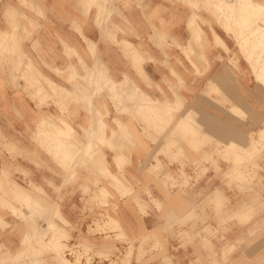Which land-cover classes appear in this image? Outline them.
<instances>
[{
    "label": "crops",
    "instance_id": "obj_1",
    "mask_svg": "<svg viewBox=\"0 0 264 264\" xmlns=\"http://www.w3.org/2000/svg\"><path fill=\"white\" fill-rule=\"evenodd\" d=\"M190 1L0 0V264H64L43 242L47 226L65 222L70 234L87 237L102 213L87 200L86 189L107 191L109 215L131 240L160 232L168 219L181 220L194 206L205 211L203 223L210 220L211 172L196 180V168L184 167L192 179L173 188L180 195L162 181L169 173L177 179L180 161L208 157L215 142L246 144L247 132L260 127L264 84L239 51L236 69L228 67V52L236 48L233 33L198 11L200 0ZM214 33L222 50L214 45ZM214 87L228 103L210 97ZM197 234L205 235L203 229ZM36 239L40 245L32 243Z\"/></svg>",
    "mask_w": 264,
    "mask_h": 264
},
{
    "label": "rangeland",
    "instance_id": "obj_2",
    "mask_svg": "<svg viewBox=\"0 0 264 264\" xmlns=\"http://www.w3.org/2000/svg\"><path fill=\"white\" fill-rule=\"evenodd\" d=\"M206 1V4H208V0H201L200 5L195 6V8L198 11L204 9L214 19L215 23L222 26L223 21L207 7ZM199 16L198 20L206 24L207 22ZM253 22L251 21L247 25L251 23L253 25ZM255 22L261 24L259 20ZM245 25L243 24L241 29L244 34L247 33V30L244 29ZM240 26L242 27V25ZM250 26L249 28H251ZM235 29L240 32L239 28ZM230 32L233 33L232 37L236 48L230 49L228 55L231 53V56H228L226 60H228V67L232 70L236 69L238 64L239 52L245 60L246 58L241 51L240 39H237L239 32L233 30ZM243 33L238 38L241 37L242 39L243 36L245 38ZM214 39L215 47L222 50V42L216 38ZM225 52L227 53L226 50ZM247 64L251 69L246 60ZM209 94L210 97L213 96L216 99V103H228V98L220 93L216 87L211 88ZM241 118L246 120V115H241ZM196 135H193V139ZM208 145L212 146V142H208ZM231 150L232 148L215 142L214 148L208 157H200L192 162L180 161L179 164L182 169L177 179H173L172 173H169L162 181L165 188L179 194L181 190L178 191V189L187 187L190 184V179H192L184 170V167L192 165L193 168H196V180L200 179L206 172H211V178L214 182L213 191H218L222 195L223 203L218 206L214 194L208 197V200L206 199L208 202L206 205L212 213V217L206 223H203L206 219L205 211L200 208L199 212L194 209L196 207L194 206L184 215L183 219L179 220L174 217L171 218L173 220L168 219L167 225L160 228V232L154 231L145 239L131 240L127 236L121 237L117 229L105 225L110 216L109 195L96 196L98 190V187H96V189H86L84 192V194L91 193L87 200L102 213V216L92 223V227H88V236L79 238L76 236L79 231L75 235L70 234L63 226L67 225L65 222L58 223L59 225L54 223V226L48 227V234L45 235L47 240L45 239L43 242L48 241L49 245L50 235L53 232L58 233L57 230L61 231L59 249L55 250L53 248L54 250L51 251L57 256L59 255L64 264H165V262L167 264H202L205 261H215L219 264H236L240 260L251 262L264 252V236L260 233V225L264 222V215H262L260 209L261 176L264 175V159L261 158V153L253 155L252 161H246L245 158L242 160L243 157H241V161L236 168L239 174H235L233 172L235 163ZM156 170L158 171V168ZM175 186L179 188L173 189ZM97 192L99 193V190ZM242 210L243 215L236 214V212ZM199 229H203L204 236L198 237L197 231ZM97 232L102 236L90 237V235ZM96 240L101 243H96ZM32 243L40 245L37 239L33 240ZM181 250L185 252L181 253Z\"/></svg>",
    "mask_w": 264,
    "mask_h": 264
},
{
    "label": "bare ground",
    "instance_id": "obj_3",
    "mask_svg": "<svg viewBox=\"0 0 264 264\" xmlns=\"http://www.w3.org/2000/svg\"><path fill=\"white\" fill-rule=\"evenodd\" d=\"M81 1V0H80ZM85 1V0H84ZM91 1V0H90ZM192 1V0H191ZM190 1V2H191ZM201 1V0H200ZM185 2V1H184ZM23 3V2H22ZM24 3H25V1H24ZM84 3V2H83ZM186 3V2H185ZM196 3V2H195ZM207 3V2H206ZM224 3H231V4H233V5H235L236 7H234V8H222V7H220V5L221 4H224ZM244 3V0H208V8H210L211 9V11H213L214 12V15L216 16V17H218V18H221V20L223 21V23H225L226 25V31L227 32H229V31H231V30H233V31H237V32H239L237 29H235V28H240V25H242L243 26V24H246L245 26L246 27H244V29L245 28H248V29H246L247 30V33L245 34V38L243 37L242 39H241V37L240 38H238L242 33H243V30L241 31L240 29V32L238 33V37H237V39H240L239 40V44H240V47H241V51L243 52V55L245 56V58H246V60L248 61V63H249V65L251 66V69H252V71H253V74H254V76H255V78L259 81V82H261V83H263L264 84V22H261V25H256L255 27H254V25H255V21L253 22L254 24L252 25V23L251 24H249V25H251L250 27L251 28H249V25H247L248 23H250L251 21H250V19H249V10H247L246 8H244V7H242L241 5ZM104 5V4H103ZM199 5V4H198ZM203 5V4H202ZM83 6V5H82ZM200 7V6H199ZM202 7V6H201ZM103 9H105L104 7H103ZM106 10V9H105ZM207 10V9H206ZM86 11V10H85ZM14 12V11H13ZM193 12V11H192ZM10 14V13H9ZM106 14H108V12H106ZM110 14V13H109ZM12 15V14H11ZM103 16H104V14H103ZM105 16H108V15H105ZM198 16V15H197ZM196 16V17H197ZM95 18H96V16H95ZM103 18V17H102ZM98 19V18H97ZM94 20V19H93ZM127 20V19H126ZM161 20V19H160ZM220 22V21H219ZM241 23H243V24H241ZM18 24V23H17ZM240 24V25H239ZM16 25V24H15ZM196 25V24H195ZM18 27L20 28V26L18 25ZM17 27V28H18ZM13 28V27H12ZM20 30V29H19ZM18 30V31H19ZM13 31H14V28H13ZM17 31V30H16ZM26 31V30H25ZM22 32V31H21ZM28 32V31H27ZM157 33H159V32H157ZM161 33V32H160ZM159 33V34H160ZM23 34V33H22ZM199 34V33H198ZM244 34V33H243ZM1 35V34H0ZM4 35V34H3ZM17 35V34H16ZM161 35V34H160ZM18 37V36H17ZM16 37V38H17ZM196 37V36H195ZM214 37L217 39V40H219V41H221V39L217 36V34L216 33H214ZM14 39V38H13ZM24 39V38H23ZM199 39H200V37H199ZM205 40V39H204ZM200 41H202V39H200ZM199 41V42H200ZM1 42V41H0ZM222 42V41H221ZM201 43V42H200ZM203 43H204V41H203ZM198 44V43H197ZM196 44V45H197ZM205 44V43H204ZM188 45H189V43H188ZM199 45V44H198ZM201 45H203V44H201ZM5 46V45H4ZM92 47V46H91ZM201 47V46H200ZM5 48V47H4ZM191 49V48H190ZM200 49V48H199ZM202 49V48H201ZM73 50V49H72ZM91 50V49H90ZM192 50V49H191ZM225 50H227V48L225 47ZM93 51V50H92ZM194 51V50H193ZM94 55V54H93ZM188 55V54H187ZM77 56V55H76ZM91 56V55H90ZM190 56V55H189ZM10 57V56H9ZM78 57V56H77ZM95 57V56H94ZM19 58V57H18ZM20 58H21V56H20ZM170 58V57H169ZM5 59V58H4ZM97 59V58H96ZM13 60V59H12ZM77 60H78V58H77ZM0 61H2V60H0ZM4 61V60H3ZM15 61V60H14ZM13 61V62H14ZM18 61V60H17ZM99 61V60H98ZM9 62V61H8ZM12 62V63H13ZM191 62V61H190ZM4 63V62H3ZM21 63V62H20ZM22 63H24V62H22ZM101 63V62H100ZM6 64V63H5ZM19 64V63H18ZM26 64V63H25ZM24 64V65H25ZM102 64V63H101ZM99 65V64H98ZM194 65V64H193ZM1 66V65H0ZM15 67V66H14ZM195 67V66H194ZM2 68V67H1ZM184 68V67H183ZM22 69V68H21ZM72 69V68H71ZM88 69V68H87ZM94 69V68H93ZM101 69V68H100ZM106 69V68H105ZM2 70V69H1ZM31 70V69H30ZM69 70V69H68ZM97 70H98V68H97ZM198 70V69H197ZM11 71H13V70H11ZM23 71V70H22ZM96 71V70H95ZM106 71H108V69H106ZM199 71V70H198ZM24 72V71H23ZM67 72H69V71H67ZM74 72V71H73ZM84 72V71H83ZM101 72V71H100ZM100 72H99V74H100ZM98 73V72H97ZM29 74V73H28ZM59 74V73H58ZM68 74V73H67ZM19 75V74H18ZM25 75V74H24ZM32 75V74H31ZM72 75V74H71ZM76 75V74H75ZM97 75V74H96ZM102 75V74H101ZM13 76V75H12ZM93 76V75H92ZM103 76H104V74H103ZM5 77V76H4ZM29 77V76H28ZM27 77V78H28ZM79 77V76H78ZM97 77V76H96ZM96 77H95V79H96ZM99 77V76H98ZM97 77V78H98ZM102 77V76H101ZM101 77H100V80H101ZM106 77V76H105ZM179 77V76H178ZM35 78V77H34ZM84 78H86V76L84 77ZM94 78V77H93ZM104 78V77H103ZM25 79V78H24ZM28 80L30 81V79L28 78ZM27 80V81H28ZM35 80V79H34ZM74 80V79H73ZM103 80V79H102ZM104 80H106V79H104ZM36 81V80H35ZM75 81H76V79H75ZM92 81V80H91ZM97 81V83L99 82L98 80H96ZM106 81H110V79L109 80H106ZM182 81V80H181ZM93 82V81H92ZM114 82V81H113ZM34 83H36V82H33V84ZM41 83V82H40ZM79 83V82H78ZM77 83V84H78ZM101 83L103 84V82L101 81ZM104 83H106V82H104ZM184 83V82H183ZM37 85H39L38 83H36ZM109 85H110V87L111 86H114L113 84H112V82L110 81L109 83H108ZM135 84V83H134ZM212 84V83H211ZM14 85H16V84H14ZM14 85H13V87H14ZM51 85V84H50ZM72 85V84H71ZM34 86H36V85H34ZM40 86V85H39ZM73 86V85H72ZM97 86H100V83L97 85ZM102 87L104 86V84L103 85H101ZM130 86L132 87V89H135V86L133 85V84H130ZM27 87V86H26ZM37 87V86H36ZM47 87V86H46ZM52 87V86H51ZM56 88H58L57 86H55ZM171 87V86H170ZM44 88V87H43ZM74 88V87H73ZM92 88H94L93 86H92ZM100 88V87H99ZM106 88V87H105ZM31 89V88H30ZM39 89H41V88H39ZM76 89V88H75ZM102 89V88H101ZM104 89V88H103ZM112 89V88H111ZM111 89H109V91H111ZM116 89H117V87H116ZM139 89V88H138ZM176 89V88H175ZM27 90V89H26ZM99 90V89H98ZM43 91V90H42ZM64 91V90H63ZM75 91V90H74ZM79 91V90H78ZM77 91V92H78ZM85 91V90H84ZM87 91H89V90H87ZM114 91H115V89H114ZM114 91H111V93L112 92H114ZM118 91V90H117ZM43 92H45V91H43ZM55 92H58V91H55ZM60 92V91H59ZM76 92V93H77ZM98 92V91H97ZM127 92V91H126ZM129 92V91H128ZM175 92L176 93H174L175 95H178L177 94V91L175 90ZM31 93V92H30ZM38 93H40V92H38ZM79 93V92H78ZM142 93V92H141ZM32 94V93H31ZM48 94V93H47ZM55 94V93H54ZM61 94V93H60ZM59 94V95H60ZM93 94V93H92ZM145 94V93H144ZM45 95H46V93H45ZM49 95V94H48ZM66 94H64V96H65ZM79 95V94H78ZM34 96V95H33ZM39 96V95H38ZM50 96V95H49ZM56 96V95H55ZM61 96V95H60ZM59 96V97H60ZM62 96H63V94H62ZM92 96V95H91ZM90 96V97H91ZM95 96H97L96 94H95ZM113 96V95H112ZM120 96V95H119ZM179 96V95H178ZM226 96V95H225ZM40 97H42V95L40 96ZM57 97V96H56ZM66 97V96H65ZM68 97L69 96H67V98L66 99H68ZM83 97H86V96H83ZM180 97V96H179ZM182 97V96H181ZM180 97V98H181ZM64 98V97H63ZM99 98V97H98ZM111 98H114L115 99V97H111ZM227 98V97H226ZM41 99V98H40ZM49 99V98H48ZM88 99V98H87ZM137 99V98H136ZM150 99V98H149ZM177 99V98H176ZM60 100V99H59ZM146 100H147V98H146ZM183 100V99H182ZM84 101H85V99H84ZM153 101V100H152ZM181 101V100H180ZM63 102H65V101H63ZM68 102H69V100H68ZM88 102V101H87ZM113 102V101H112ZM126 102V101H125ZM75 103V102H74ZM176 103V102H175ZM87 104L88 103H86V106L85 107H87ZM125 104H127V102L125 103ZM133 103H131V105H132ZM130 105V104H129ZM173 105V104H172ZM61 106V105H60ZM141 106H143V104L141 105ZM160 106V105H159ZM84 107V108H85ZM122 107V106H121ZM166 107H169L170 108V105H168V103L166 102ZM173 107H176V106H173ZM92 108V107H91ZM145 108V107H144ZM216 108V107H215ZM94 110H95V108H93ZM104 109H105V107H104ZM130 109V108H129ZM141 109V108H140ZM146 109V108H145ZM106 110V109H105ZM117 110V109H116ZM151 110V109H150ZM165 110V109H164ZM91 111H93V110H91ZM159 111H160V109H159ZM167 111V110H166ZM225 111V110H224ZM168 112V111H167ZM162 113V112H161ZM126 114H128V113H126ZM144 115V114H143ZM164 115V114H163ZM159 116V115H158ZM188 114L185 116V118H184V115H183V120H187L188 119ZM95 117V116H94ZM109 117V116H108ZM168 117H170V116H168ZM182 118V117H181ZM199 118V117H198ZM247 118H249V116L247 117ZM94 120V119H93ZM147 120V119H146ZM165 120V119H164ZM199 120H200V118H199ZM96 121L97 122H100V121H98L97 119H96ZM157 121H159V120H157ZM168 121H170V119L168 120ZM180 121H181V119H180ZM40 122H42V121H40ZM39 122V123H40ZM49 122V121H48ZM150 122V121H149ZM38 123V124H39ZM91 123V122H90ZM94 123V122H93ZM92 123V124H93ZM120 123V122H119ZM182 123V122H181ZM37 124V126H39ZM61 124V123H60ZM97 124V123H96ZM158 124H159V122H158ZM120 125H121V123H120ZM119 125V126H120ZM161 125V124H160ZM90 126V125H89ZM97 126V125H96ZM123 126V125H122ZM158 126V125H157ZM54 127H55V125H54ZM98 127V126H97ZM124 127V126H123ZM153 127V126H152ZM175 127H177V126H175ZM64 128V127H63ZM66 128V127H65ZM69 128V127H68ZM68 128H66V130H68ZM89 128V127H88ZM92 128V127H91ZM95 128V127H94ZM94 128H92L93 130H94ZM121 128V127H120ZM140 128V127H139ZM143 128V127H142ZM159 128H160V126H159ZM178 128V127H177ZM44 129V128H43ZM57 129V128H56ZM70 129V128H69ZM91 129V130H92ZM99 129V128H98ZM123 129V128H122ZM145 129V128H144ZM175 129V128H174ZM173 129V130H174ZM46 130V129H45ZM55 130V129H54ZM92 130V131H93ZM95 130H97L96 128H95ZM104 130V129H103ZM124 130V129H123ZM122 130V131H123ZM161 130V129H160ZM176 130V129H175ZM179 130H180V126H179ZM48 131H49V129H48ZM83 131V130H82ZM88 131H89V129H88ZM119 131V130H118ZM121 131V130H120ZM43 132V131H42ZM50 132V131H49ZM54 132V131H53ZM86 132V131H85ZM90 132V131H89ZM99 132V131H98ZM103 132V131H102ZM125 132V131H124ZM144 132V131H143ZM113 133V132H112ZM164 133V132H163ZM62 134H63V132H62ZM90 134V133H89ZM92 134V133H91ZM94 134V133H93ZM171 134H172V132H171ZM176 134V133H175ZM35 135V134H34ZM48 135V134H47ZM73 135V134H72ZM125 135H127V133H125ZM67 136V135H66ZM92 136V135H91ZM112 136V135H111ZM113 136H114V134H113ZM112 136V137H113ZM246 136H247V140H248V142L246 143V144H243V145H240V144H236V143H226V146L225 147H230V148H232V150H231V154L233 155V161H234V163H235V167H234V169H233V172L235 173V174H239V171H237L236 170V168H237V165L240 163V161H241V157H243V159L242 160H244V158L246 159V161L247 160H250V161H252V157H253V155L255 156V155H259L260 153H261V150L262 149H264V120H262L261 119V122H260V127L257 129V130H255V131H249V132H247V134H246ZM65 136H63V138L62 139H65L64 138ZM87 138H88V136H86ZM89 137H90V135H89ZM96 137V136H95ZM115 137V136H114ZM113 137V138H114ZM123 137V136H122ZM173 137V136H172ZM184 137V136H183ZM49 138V137H48ZM86 138V139H87ZM102 138V137H101ZM119 138L120 137H118V141H120L119 140ZM129 138V137H128ZM171 138V137H170ZM174 138V137H173ZM38 139V138H37ZM45 139V138H44ZM57 139V138H56ZM60 139V138H59ZM96 139V138H95ZM121 139V138H120ZM172 139V138H171ZM176 139V138H175ZM174 139V140H175ZM46 140H47V138H46ZM85 140V139H84ZM116 140V141H117ZM166 140V139H165ZM61 141H63V140H61ZM66 141V140H65ZM86 141V140H85ZM111 141V140H110ZM129 141H130V139H129ZM69 142V141H68ZM74 142H76V141H73V144H74ZM114 142V141H113ZM122 142V141H121ZM121 142H120V144H121ZM131 142V141H130ZM172 142H173V140H172ZM175 142V141H174ZM49 144H50V142H48ZM56 143V142H55ZM60 143V142H59ZM89 143V142H88ZM106 143H108V142H106ZM116 144H117V142H115ZM123 143V142H122ZM132 143V142H131ZM177 143V142H176ZM38 144V143H37ZM64 144H65V142H64ZM71 144V143H70ZM75 144H77V143H75ZM104 144V143H103ZM110 144H111V142H110ZM127 144V143H126ZM170 144V143H169ZM173 144V143H172ZM176 145V144H175ZM42 146V145H41ZM52 146V145H51ZM79 146V145H78ZM77 146V150H78V147ZM86 146H88V145H86ZM109 144L108 145H106V147H108L109 148ZM117 146H118V144H117ZM120 146H122V145H120ZM123 146H125V145H123ZM169 146V145H168ZM76 147V146H75ZM93 147V146H92ZM92 147H90V148H92ZM111 147V146H110ZM114 147H115V145H114ZM60 148V147H59ZM65 148V147H64ZM67 148H69V147H67ZM89 148V149H90ZM116 148V147H115ZM176 148H178V143H177V146H176ZM196 148V147H195ZM44 149V148H43ZM62 149V148H61ZM66 149V148H65ZM122 148H120V150H121ZM81 150V149H80ZM84 150H85V153H86V149L84 148ZM91 150V149H90ZM116 150V149H115ZM114 150V151H115ZM45 151V150H44ZM49 151H50V149H49ZM68 151V150H67ZM95 151V150H94ZM94 151H93V153H94ZM113 151V152H114ZM123 151V150H122ZM52 152H53V149H52ZM56 152H58V151H56ZM95 152H97V151H95ZM48 153V152H47ZM54 154H55V150H54V152H53ZM84 153V152H83ZM83 153H81V154H83ZM90 153V152H89ZM101 153V152H100ZM99 153V154H100ZM115 153V152H114ZM178 154H179V152H177ZM58 154V153H57ZM77 154V153H76ZM180 154L181 155H184V154H182L181 152H180ZM64 155V154H63ZM94 156H96V158H98L97 157V155H94ZM101 156V155H100ZM118 156H120V155H118ZM88 157V156H87ZM93 157V156H92ZM116 157H117V155H116ZM122 157V156H121ZM61 157H59V159H60ZM64 158V157H63ZM95 158V157H94ZM95 158V159H96ZM100 158V157H99ZM101 158H103V157H101ZM100 158V159H101ZM93 159V158H92ZM92 159H90V162H92L91 160ZM99 159V160H100ZM124 159H125V162H127L126 161V158L124 157ZM123 159V160H124ZM55 160V159H54ZM85 160V159H84ZM120 160V159H119ZM78 161V160H77ZM96 160H94V162H95ZM102 161V160H101ZM69 162H71V161H69ZM76 162V161H75ZM74 162V163H75ZM90 162H88V163H90ZM103 162H105V161H103ZM103 162H100L99 161V163H98V161H97V163L98 164H100V163H103ZM249 162V161H248ZM62 163V162H61ZM77 163V162H76ZM84 162L82 161V164H83ZM254 163H256L255 161H254ZM35 164V163H34ZM104 164V163H103ZM102 164V165H103ZM106 164V163H105ZM84 165V164H83ZM90 165L92 166V164L90 163ZM89 165V166H90ZM94 165H95V163H94ZM97 165V164H96ZM95 165V166H96ZM126 165V164H125ZM37 166V165H36ZM71 166V165H70ZM101 166V165H100ZM121 166V165H120ZM69 167V166H68ZM68 167H66L65 169H67ZM93 167V166H92ZM96 167H98V166H96ZM100 168H102V167H100ZM103 169V168H102ZM93 171L95 170L94 168L92 169ZM98 170H99V168H98ZM101 170V169H100ZM106 170V169H105ZM122 170V169H121ZM65 171V170H64ZM109 171V170H108ZM65 172H67V170L65 171ZM95 172V171H94ZM104 172V171H103ZM152 172V171H151ZM233 172H232V174H233ZM95 173H97V172H95ZM8 174V173H7ZM98 174H101V173H98ZM97 175V174H96ZM149 175V174H148ZM70 176V175H69ZM237 176H239V175H237ZM252 176V175H251ZM64 177H65V175H64ZM68 177V176H67ZM66 177V178H67ZM243 177V176H242ZM69 179V178H68ZM113 180H114V182H115V184H116V187H117V189H123V184H122V182H121V180H119V179H117L116 177L114 178H112ZM68 181V180H67ZM61 182H62V180H61ZM139 183V182H138ZM51 186V185H50ZM60 186V185H59ZM2 187V186H1ZM3 188V187H2ZM1 188V189H2ZM85 188V187H84ZM132 188V187H131ZM57 190V189H56ZM3 192H5L4 191V188H3V190H2ZM6 193V192H5ZM4 193V194H5ZM105 194H107V191L105 190V189H103V187H101L100 188V190H99V193L97 194V196H105ZM109 195V194H108ZM214 199H215V201H217L218 200V198H219V196L221 195L218 191H215L214 192ZM7 196V195H6ZM16 196H18L17 194H16ZM28 197V196H27ZM26 197V198H27ZM22 198V197H21ZM31 199V198H30ZM29 199V200H30ZM105 199V198H104ZM27 201H28V199H27ZM105 202V201H104ZM6 203V202H5ZM37 204H38V202H37ZM10 205V204H9ZM33 207V206H32ZM43 207V206H42ZM50 207V206H49ZM48 207V208H49ZM169 212H171V211H169ZM39 213V212H38ZM173 213V212H172ZM172 213H170V214H172ZM23 214V213H22ZM28 214V213H27ZM147 214V213H146ZM236 214L237 215H243L244 214V212H243V210L242 211H240V212H236ZM24 215V214H23ZM26 215V214H25ZM34 215V214H33ZM106 216H108V215H106ZM171 216V215H170ZM175 217V216H174ZM171 220H173V219H171ZM186 221V220H185ZM97 224V223H96ZM105 225L106 226H110L111 228H113V229H117L118 230V232H119V235L121 236V237H125L126 236V234L124 233V231L121 229V227H119L120 225L119 224H117V222L111 217V216H109V218H108V221H106L105 222ZM119 225V226H118ZM40 226V225H39ZM41 227V226H40ZM47 227H49V226H47ZM42 228V227H41ZM43 228H44V226H43ZM49 229V228H48ZM58 231V233L57 232H53L51 235V237L49 238V247L51 248V249H55V250H58L59 249V239H60V237H61V231H59V230H57ZM98 233V232H97ZM70 237V236H69ZM37 240H39V239H37ZM93 240V239H92ZM40 241V240H39ZM94 241V240H93ZM186 242V241H185ZM29 244H30V240L29 239H26V241H25V245H27V246H29ZM61 245V244H60ZM109 246V245H108ZM66 247V246H65ZM73 247V246H72ZM110 247V246H109ZM67 248V247H66ZM87 248V247H86ZM90 248V247H89ZM53 249V250H54ZM61 251V250H60ZM57 252V251H56ZM64 255V254H63ZM106 255V254H105ZM59 256V255H58ZM60 257V256H59ZM80 257V256H79ZM44 260H42L41 259V262H43ZM48 261H49V258H48ZM55 261V260H54ZM68 262V261H67ZM66 262V263H67ZM46 263V262H45ZM110 263V262H109ZM47 264V263H46ZM57 264V263H56ZM199 264V263H198Z\"/></svg>",
    "mask_w": 264,
    "mask_h": 264
},
{
    "label": "snow or ice",
    "instance_id": "obj_4",
    "mask_svg": "<svg viewBox=\"0 0 264 264\" xmlns=\"http://www.w3.org/2000/svg\"><path fill=\"white\" fill-rule=\"evenodd\" d=\"M242 7L249 10V19L250 21L259 20L260 22H264V0H244V3L241 5ZM222 8H234L235 5L231 3L221 4ZM261 119L264 120V108L261 109ZM261 158L264 159V149L261 150ZM223 197L219 196L217 200V204L222 205ZM260 209L262 215H264V175L261 176V202ZM260 233L264 236V222L260 225ZM167 264V262H165ZM202 264H219V262L215 261H205ZM236 264H264V252H262L259 257L253 259L251 262L247 260L237 261Z\"/></svg>",
    "mask_w": 264,
    "mask_h": 264
}]
</instances>
